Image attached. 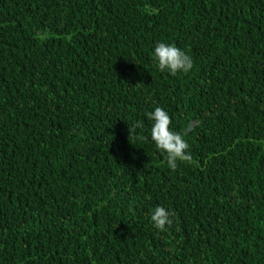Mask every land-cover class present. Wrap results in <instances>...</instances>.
<instances>
[{
  "label": "trees",
  "instance_id": "16d2710c",
  "mask_svg": "<svg viewBox=\"0 0 264 264\" xmlns=\"http://www.w3.org/2000/svg\"><path fill=\"white\" fill-rule=\"evenodd\" d=\"M0 264H264V0H0Z\"/></svg>",
  "mask_w": 264,
  "mask_h": 264
},
{
  "label": "clouds",
  "instance_id": "9594fccd",
  "mask_svg": "<svg viewBox=\"0 0 264 264\" xmlns=\"http://www.w3.org/2000/svg\"><path fill=\"white\" fill-rule=\"evenodd\" d=\"M154 56L159 70L162 72L167 70L173 76L179 72L186 74L193 68L192 58L175 44L158 43L154 49ZM147 115L153 121L151 139L159 151L166 153L168 167L175 171L178 167L177 161L192 162L193 157L188 152L190 145L181 133L172 130L170 115L162 107H156L154 112H149ZM187 127H192L191 122ZM173 215L174 213L165 207L157 206L152 211L150 219L156 229L164 232L173 224L171 219Z\"/></svg>",
  "mask_w": 264,
  "mask_h": 264
}]
</instances>
